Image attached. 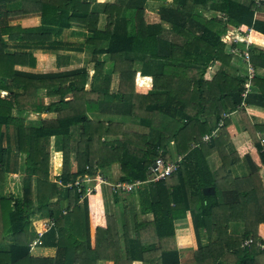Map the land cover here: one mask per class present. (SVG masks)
Segmentation results:
<instances>
[{"label": "trees", "instance_id": "16d2710c", "mask_svg": "<svg viewBox=\"0 0 264 264\" xmlns=\"http://www.w3.org/2000/svg\"><path fill=\"white\" fill-rule=\"evenodd\" d=\"M145 1L0 0L8 7L0 23V264L38 260L29 254V225L31 214L43 209L54 217L49 230L56 253L44 259L49 264H178V218L187 219L194 264H264V250L255 245L264 240V121H252L242 107L246 101L264 108V74L255 73L243 97L246 76L230 70L234 55L226 50L228 44L246 48L249 61L264 69V0H172L159 7L160 22L153 23L146 21ZM29 16L37 24L19 22ZM73 23L87 31L79 44L89 52L85 66L48 72L14 67H34L46 54L8 51V42L64 48L70 44L62 31ZM163 23L180 40L163 35ZM234 110L249 134L237 147L226 129L230 119L223 117ZM43 111L55 117H25ZM100 112L126 115L148 131L93 118ZM216 127V135L202 140ZM170 141L182 155L179 167L146 181L157 147L170 157ZM210 152L221 159L214 169L206 162ZM239 159L247 172L234 176L231 167ZM115 162L120 179L142 181L139 209L150 219L130 218L124 206L119 225L103 209L98 181L89 191L71 184ZM203 186L213 192L204 194ZM245 238L253 241L242 247Z\"/></svg>", "mask_w": 264, "mask_h": 264}, {"label": "crops", "instance_id": "0c3cea01", "mask_svg": "<svg viewBox=\"0 0 264 264\" xmlns=\"http://www.w3.org/2000/svg\"><path fill=\"white\" fill-rule=\"evenodd\" d=\"M102 1L111 2L113 0H102ZM171 2L172 0H146L144 7L146 10H149V9H150L149 11L152 10L151 14H153V18L151 20H147V22L148 23L160 22L159 13H158L159 7L162 5L170 6L172 4ZM93 5L99 6L98 3H93ZM7 10H8V7L6 5L0 4V22L1 23L5 22L7 18V14H6ZM35 17L36 16L19 18V22L23 25H24V22H25V25L37 24ZM102 20L103 18H101V21ZM163 25H164V28H163L162 34L165 35L164 30L168 31V24L163 23ZM86 35H87V31L83 26L73 23L69 28L63 29L62 31V39L70 44L67 47L57 48V49L32 48V47L23 48L18 43L12 44V42H8L7 50L8 51H13V50L31 51L34 54L42 53V54L48 55V56H39L40 59L37 56L34 67L15 65L14 67L16 69L33 71V72H48V71L73 69L76 67L85 66L89 60L88 50L85 48V46H79V44H82L84 42ZM169 36L171 38H175L176 40L177 39L180 40L181 38L180 36H176L175 33L172 34L170 32H169ZM233 57L234 58H232L231 61L233 59L234 61L235 59H237V56H233ZM234 61L232 63H234ZM241 63L242 62H240V64H235L237 70H232L233 64L230 65V69L232 71H238L244 74V67L242 69ZM139 66H140V63H139ZM107 68L109 69L110 65H108ZM256 70L259 72L262 71L264 73L263 68H257ZM207 72L209 73L208 76H206L208 78L211 76L213 71L209 69ZM262 72L260 73L263 74ZM116 82H117V74H112L111 84H110L111 90L115 89ZM39 99L43 100L44 102L47 100L46 97H40ZM242 107H244L248 115L251 116L250 118L252 121H255V122L264 121V108L260 106L259 104L255 102L247 103L245 101L242 104ZM28 114H30L29 117L27 116V114H25L26 118L28 119H38V118L44 119V118L55 117V113L51 111L28 112ZM93 116H94L93 118H101V119L110 118L112 120H119V121L122 120L127 126L129 124V120H131L126 115L115 114L111 112L93 113ZM226 117L230 119V122L228 126L226 127L230 135V138H231L230 143L231 145L237 147L238 145H241L243 142H245L249 138V134L246 130L243 129L236 110L230 111ZM137 129L140 130V128H137ZM169 149H170L169 159L176 158L177 156H182L174 152L172 141H170ZM206 162L209 165L210 169H214L221 163V159H220V156L216 152H210L209 154L206 155ZM231 171L234 176L244 175L247 172L246 163L243 161V159H239L237 163L231 167ZM121 174L122 172L119 168V164L116 162L112 163L106 171H103V175L111 182L113 181L114 178L120 177ZM260 175L262 178V182L264 184V168L260 170ZM87 184H89V182ZM99 186H101V198H102V206H103L104 211L108 214L114 215L119 225L123 222V219H124V214H123L124 206L127 208L130 218L132 217L133 214H135L139 220L145 216L148 219L151 218V214L149 213L143 214L140 212L139 208L137 210L136 207H134V204H133V207L131 206L132 197L134 194H136L138 188L135 190L133 188L130 191L129 190L128 191H116L113 189L110 183L108 184L100 183ZM203 187H207L208 192L205 194L213 192L212 187H209V186H203ZM114 192L117 193V195H114ZM56 199L57 198H53L52 202L54 203ZM59 200H60V207H61L60 210L62 211V209L65 208V200L62 197L59 198ZM136 200L138 201V197ZM136 205L138 204L135 203V206ZM49 216L50 215L46 214L45 209L41 211L40 210L35 211L34 213L31 214L29 228L32 233V238L34 237V232L37 230L36 228L39 227L38 222L41 221L42 219L45 220L46 217H49ZM174 231H175V241H176L177 247L180 252V260L178 264H194L193 260L188 256V253L191 249L189 248V246H191V237H190V230L188 227L187 219L178 218L174 220ZM7 240L8 242L12 241L10 238H8ZM29 241H28V245H29ZM55 241H56L55 234L52 233L50 230L45 231L40 237V242L32 247H29L30 256L34 257L35 259L36 258L38 259V260L30 261V262H32L33 264H49V263H46L44 259L52 258L55 256V253H56ZM96 264H113V262L108 259H99Z\"/></svg>", "mask_w": 264, "mask_h": 264}, {"label": "built area", "instance_id": "2783aa9c", "mask_svg": "<svg viewBox=\"0 0 264 264\" xmlns=\"http://www.w3.org/2000/svg\"><path fill=\"white\" fill-rule=\"evenodd\" d=\"M262 0H255L256 3L261 2ZM233 41L239 42L240 40L236 37L232 38ZM243 44L245 47L248 45V40L245 37L243 40ZM226 50L228 53L233 54L234 56L239 57L244 67V75L246 76L244 85V90L242 92V96L244 97L246 95L247 89H249L250 86V80L256 73L255 66L249 61V56L246 48L241 49L236 45L228 44L226 46ZM244 102L242 101V104ZM228 115V112L223 113V117H226ZM222 124V119H219L217 126H220ZM217 127L213 128L209 133H205L202 135V140H208L210 137L216 135ZM263 141V139H262ZM159 154L154 158V160L148 165V175L146 178V181H157L165 176L171 174L173 171H175L179 167V162L181 161L182 156H177L176 158H164L161 154L162 149L160 147H157ZM95 181H98V183H110L114 190L116 191H130L133 189L136 185H139L142 181L140 180H132V181H126L120 179V177H116L113 179V181H109L102 173L99 172L96 176H87V177H80L74 180L71 184L75 186L77 191H80L81 188H85L87 191H89L93 186ZM89 182V184H87ZM91 182V183H90ZM67 185H70L68 183ZM65 210L62 209V212ZM54 224V217L49 216L46 217L45 220L41 222V227L39 230L35 231L34 237L29 241V247H32L40 242V237L42 234L49 230ZM253 240L252 238H245L241 241V246H245L249 243H251ZM255 245L259 247L260 249L264 250V240H256Z\"/></svg>", "mask_w": 264, "mask_h": 264}, {"label": "rangeland", "instance_id": "374dc122", "mask_svg": "<svg viewBox=\"0 0 264 264\" xmlns=\"http://www.w3.org/2000/svg\"><path fill=\"white\" fill-rule=\"evenodd\" d=\"M96 1H102V0H96ZM150 10V9H149ZM149 10H146L145 9V18H146V21L147 20H151L152 18H153V14H151V11H149ZM1 23V22H0ZM24 25H25V22H24ZM164 33L165 34H169V32L167 31V30H164ZM20 51H22V50H20ZM45 56H48L47 54L45 55ZM39 57V56H38ZM234 58V57H233ZM39 59H40V57H39ZM239 59V60H238ZM241 60L242 59H240L239 57H237V59H235V61H234V59L230 62L231 64H233L232 65V70H237V68H236V65L235 64H240V62H241ZM234 61V63H232ZM230 64V65H231ZM241 66H242V69H243V64L241 63ZM231 70V69H230ZM231 70V71H232ZM233 72V71H232ZM260 72H262V71H260ZM256 73H257V70H256ZM263 73V72H262ZM208 72H207V74H206V76H208ZM264 74V73H263ZM248 108H249V106H248ZM249 110H250V108H249ZM248 111V110H247ZM15 113V112H14ZM229 113V112H228ZM250 113V112H249ZM27 114V116L29 117V115L30 114H28V112L26 113ZM231 115V114H230ZM251 115V114H250ZM26 117V116H25ZM106 117V116H105ZM251 117V116H250ZM222 125V124H221ZM128 127L129 128H132V129H136L137 130V128H140L138 125H137V123H136V121L135 120H129V124H128ZM141 129V131H148V129L147 128H140ZM217 132V131H216ZM260 136H261V139H262V137L264 136V132L263 133H261L260 134ZM229 139H231L230 138V135H229ZM72 159V164H73V158H71ZM16 160H17V162L19 163L20 161H21V159H20V156L18 155V156H16ZM112 169V168H111ZM263 172V171H262ZM100 173H102L103 174V172H101L100 171ZM139 185H136L135 187H134V190L135 189H137V187H138ZM263 186H264V184H263ZM138 192V191H137ZM137 192H136V194H134L133 195V197H134V199H133V197H132V203H131V206L133 207V204H134V207H136V209L138 210V208H139V199H138V201L136 200L137 199V197H138V194H137ZM135 193V192H134ZM124 195V194H123ZM135 203L136 204H138V205H136L135 206ZM64 204V203H63ZM130 206V207H131ZM138 206V207H137ZM134 209V208H133ZM136 211V210H135ZM138 212V211H137ZM146 217V216H145ZM148 217V216H147ZM42 220H44V219H42ZM41 220V221H42ZM41 221H39L38 223V225H39V227L38 228H36L37 230H39L40 229V227H41ZM34 234H35V232H34ZM189 248H191V246H189Z\"/></svg>", "mask_w": 264, "mask_h": 264}, {"label": "water", "instance_id": "95a60500", "mask_svg": "<svg viewBox=\"0 0 264 264\" xmlns=\"http://www.w3.org/2000/svg\"><path fill=\"white\" fill-rule=\"evenodd\" d=\"M202 191H203L204 194L207 193L208 192L207 191V187H203Z\"/></svg>", "mask_w": 264, "mask_h": 264}]
</instances>
